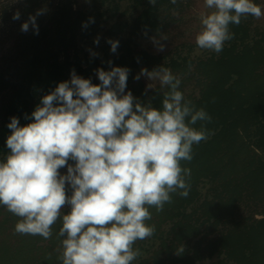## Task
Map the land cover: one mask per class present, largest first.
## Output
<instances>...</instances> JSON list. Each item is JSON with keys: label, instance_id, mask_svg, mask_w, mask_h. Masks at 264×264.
Wrapping results in <instances>:
<instances>
[{"label": "trees", "instance_id": "trees-1", "mask_svg": "<svg viewBox=\"0 0 264 264\" xmlns=\"http://www.w3.org/2000/svg\"><path fill=\"white\" fill-rule=\"evenodd\" d=\"M253 2L264 11V0ZM24 3L14 49L0 55V161L9 152L5 137L11 135V118L20 126L30 123L25 117L41 97L69 81L73 70L98 84L97 69L126 67V92L162 108L167 89L157 85L145 92L147 83L134 77L142 68L167 67L181 78L185 99L211 117L193 125L199 129L205 123L210 135L193 145L190 162H181L191 169L189 195L174 193L163 211L149 209L152 219L146 223L155 225V233L134 244L141 254L132 264H264V15L230 24L234 38L219 54L192 55L197 45L180 27L186 0H156L155 6L149 0ZM38 9H46L37 17L39 33L22 32V23ZM153 37L164 45L162 51L154 42L139 41ZM109 39L119 41L115 53ZM190 84L197 93H185ZM18 220L0 206V264H60V221L44 239L16 233ZM181 246L184 251L177 254Z\"/></svg>", "mask_w": 264, "mask_h": 264}, {"label": "clouds", "instance_id": "clouds-1", "mask_svg": "<svg viewBox=\"0 0 264 264\" xmlns=\"http://www.w3.org/2000/svg\"><path fill=\"white\" fill-rule=\"evenodd\" d=\"M149 3L155 6L156 0ZM203 8L195 43L217 54L234 38L230 24L264 15L253 0H203ZM45 11L29 15L21 31L31 28L38 34L37 17ZM20 16L17 11L13 19ZM107 42L115 53L119 41ZM153 42L163 50L158 39ZM129 71L99 68L100 83L93 84L73 70L69 81L41 97L31 117H25L30 123L20 126L12 117L8 124L0 206L19 218L15 232L21 235L50 239L60 221V264H132L141 254L134 244L155 233V225L146 223L152 219L149 209L163 211L174 193L189 195L191 169L181 162H190L193 145L208 138L205 123L211 117L185 99L181 78L169 68H142L134 77L150 81L145 92L157 83L167 89L162 108L126 92ZM198 121L205 122L199 129L193 127ZM183 251L181 246L177 254Z\"/></svg>", "mask_w": 264, "mask_h": 264}, {"label": "rangeland", "instance_id": "rangeland-1", "mask_svg": "<svg viewBox=\"0 0 264 264\" xmlns=\"http://www.w3.org/2000/svg\"><path fill=\"white\" fill-rule=\"evenodd\" d=\"M186 2H188V8L183 12L185 21L181 23L180 27L185 30V39L195 42V37L201 28L199 13L205 10L203 0H186ZM24 6V0H0V55L9 54L14 49L19 36L20 23L19 20L13 19V15L17 11L21 14L24 11ZM139 41L146 45L152 43L153 38H139ZM207 51L197 47L192 51V55H203ZM141 77L147 84L150 83L146 77ZM157 85L159 84L157 83ZM194 90V93H197L193 84H190L186 87L185 93L189 94ZM5 140H7V137H5ZM206 188L207 185L203 188V191ZM207 263L208 261L201 264Z\"/></svg>", "mask_w": 264, "mask_h": 264}]
</instances>
